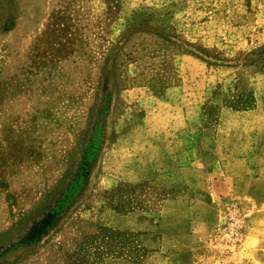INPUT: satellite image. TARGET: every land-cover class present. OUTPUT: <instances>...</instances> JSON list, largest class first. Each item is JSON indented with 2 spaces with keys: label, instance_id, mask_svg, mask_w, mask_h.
I'll use <instances>...</instances> for the list:
<instances>
[{
  "label": "rangeland",
  "instance_id": "374dc122",
  "mask_svg": "<svg viewBox=\"0 0 264 264\" xmlns=\"http://www.w3.org/2000/svg\"><path fill=\"white\" fill-rule=\"evenodd\" d=\"M0 264H264V0H0Z\"/></svg>",
  "mask_w": 264,
  "mask_h": 264
}]
</instances>
